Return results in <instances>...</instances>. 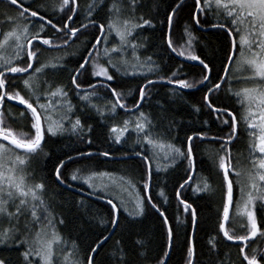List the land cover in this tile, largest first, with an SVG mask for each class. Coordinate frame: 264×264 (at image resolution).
Returning a JSON list of instances; mask_svg holds the SVG:
<instances>
[{
	"label": "snow or ice",
	"instance_id": "6c2138e0",
	"mask_svg": "<svg viewBox=\"0 0 264 264\" xmlns=\"http://www.w3.org/2000/svg\"><path fill=\"white\" fill-rule=\"evenodd\" d=\"M6 3L7 7L0 11V264H106L98 262L96 256L120 226L121 210L136 218L146 213V206L158 214L164 229L163 255L156 264H168L178 234L170 224L167 210L154 202L149 192L153 168L159 175L178 158L186 166L185 175L173 185L178 202L176 219L180 224L181 208L183 215L190 217L192 233L186 231L182 241L186 248L185 264H198L194 244L197 207L185 193L189 190L201 193L210 188L207 183L201 186L191 182L197 171L196 143L206 139L219 145L214 164L220 176L221 193L218 227L209 237V252L216 250L218 237H222L225 241L240 242L236 245L239 264H264V249L251 246L252 238H264V0H171L160 21L164 27L159 39L167 51L184 62L199 63V79L194 80L186 78L183 64L157 75L161 69L152 56L141 58L140 50L145 49L148 38L134 33L157 30L154 18L137 14L145 6V0H89L83 7L79 0L43 4L30 0L27 5L25 0H6ZM185 9L188 17L182 36L186 39L177 43L173 37L177 36L176 28L183 18L179 13ZM193 26L224 33L225 54L218 67L208 57L198 54ZM49 27L52 36L46 34ZM85 34L84 47L79 50L74 67L68 68L62 57ZM52 50L64 51L60 56L41 60L44 51ZM48 72H67L68 76L58 83L47 76ZM121 74L143 80L136 90L138 96L119 90L116 81ZM161 82L179 86L177 92L200 91L201 102L192 105L193 110L199 113L202 105L214 118L204 120L200 128H189L180 145L169 138L174 122L163 126L169 119L167 115L157 125L150 113L141 110L155 85ZM241 84L249 86L236 87ZM98 100H104V105L96 103ZM233 100L242 108L239 118ZM12 101L23 106L18 113L7 107ZM118 110L126 115L135 114V119L109 123ZM93 111L104 121L106 142L125 144L135 133L132 152L140 158L143 168L139 181L143 196L137 192L131 207L121 195L129 187L136 188L131 180L120 177V182L113 181L111 186L95 183V177L113 174L88 170L87 163L67 172L68 165L78 160L90 162L94 155L105 158L113 155L109 150L93 149L94 128L86 123L94 119ZM163 111L166 113L167 109ZM210 124H216L220 132L210 135ZM24 127L28 128L27 132L22 131ZM64 133L75 136L86 145V150L73 149L72 155L44 151L48 138ZM242 135L247 140L245 165L239 156L233 157L230 147ZM41 155L45 157L44 170L48 173L44 176L32 167L33 159ZM122 156L129 154L125 152ZM49 179L68 187H71L69 181H79L91 190V195H97L99 189V198L109 205L110 219L100 220L105 227L85 247L81 248L76 239L69 246L68 237L59 230L65 226V219L46 198ZM234 188L241 193L235 199L236 210L246 215L247 221L239 233L226 227L231 219ZM159 195L164 197V188ZM165 202L170 203L166 197ZM120 245L118 240L113 254L107 257V264H142V260L148 259L139 252L131 259L129 250ZM142 246L141 241L134 242V248ZM199 264L204 262L200 260Z\"/></svg>",
	"mask_w": 264,
	"mask_h": 264
},
{
	"label": "trees",
	"instance_id": "16d2710c",
	"mask_svg": "<svg viewBox=\"0 0 264 264\" xmlns=\"http://www.w3.org/2000/svg\"><path fill=\"white\" fill-rule=\"evenodd\" d=\"M29 2L30 0H25L26 5ZM55 2L57 0H37V3L41 4ZM79 2L83 7L89 0H79ZM170 2L171 0H145V6L137 13L138 15L143 14L145 18H154L157 29L155 32L146 30L142 33H134V35L148 38L145 49H141L139 54L141 58L149 55L152 56L153 60L161 69L157 75H164L170 68H175L177 65L183 64L182 71L187 74V79H199L201 66L181 61L174 54L167 51L166 46L159 39L161 35L160 30L164 27V25L160 24V21L164 19L165 10ZM6 7V0H0V11H3ZM9 10L14 11V9ZM179 15L183 18L179 20L176 28L177 36H174L173 39L177 43H183L184 39H186L182 34L188 17L187 9L180 12ZM46 34L49 36L53 35L50 27L46 29ZM193 35L198 41L196 43L198 54H201L202 57H208L218 67L224 59L225 54L224 33L216 29L199 30L193 26ZM86 38L87 34L81 36L80 40L71 44L66 50L68 54L64 55L62 59L63 62L67 63L68 68L74 67L73 62L78 58L79 50L84 47L83 40ZM63 51H44L41 60L60 56ZM47 76L58 83H62L67 79L68 73L48 72ZM180 78L185 77L181 76ZM141 83H143V80L139 77L129 78L122 74L118 76L116 81V84L120 85L119 90L124 92L131 91L133 96H138L136 90ZM244 86L249 85H236L238 88ZM178 88L179 86H171L166 83L156 84L151 97L143 102V108L141 110L150 113L153 122L157 125L161 122L160 118L163 115H167L169 119L163 122V126L167 127L169 121L174 122L175 128L169 138L172 139V142L180 145L185 136V132L189 128H200L204 120H212L214 118L209 115L208 110L202 105H200L201 111L199 113L193 110L192 105L200 104L201 102L202 93L200 91L188 89L177 92ZM101 95H103L102 92ZM129 102H131V97L129 98ZM96 103L103 106L105 101L98 100ZM231 103L239 118L242 112L241 106L236 104L235 100L231 101ZM7 107H10L13 113H18L21 110V108L12 104H8ZM163 109H167V112L165 113ZM92 115L94 119L88 120L86 123L92 124L94 128L92 132L94 151L109 150L113 155L107 158L94 155L90 162L78 160L68 165L67 172L70 173L74 169H80L87 163L89 164L88 170L97 172L104 171L112 173L113 176L126 177L132 183L136 184V188L133 189L134 196L129 200V207H131L137 192L143 196L142 186L139 183L143 168L140 158L134 157L132 152V141L135 139V133L128 137V141L125 144L117 145L111 141L106 142V130L102 126L104 121L95 111H93ZM126 118L134 120L135 114L129 113L126 115L123 110H118L117 114L112 116L109 123L115 122L121 124ZM209 129L210 135L220 132L216 124H210ZM22 131L27 132L28 128L24 127ZM224 131L226 132L227 129L225 128ZM218 147L219 145L213 143L211 139H206L202 143L197 141L196 143L194 154L197 171L194 173V179L191 182L201 186L207 183L210 185V188L201 193H193L190 190L185 193L190 198V202H194V205L197 207L198 217L194 231L195 251L197 253L198 264L200 260L204 264H213L214 261L216 264H239L238 247L236 246L238 243L225 241L222 237H218L219 243L217 244L216 250L211 253L209 252L208 240L210 236L215 234L218 227L217 209L221 201V193L219 190L220 176L217 174L214 164ZM230 147L233 157L239 156L241 164L245 165L244 157L247 156V140L244 135L241 136V139L231 144ZM73 149L84 151L86 150V145L80 143L70 133H64L62 136L48 138L44 151L55 153L56 155H61L65 152L72 155ZM125 152L129 154L128 157L122 156V153ZM44 159L45 157L43 155L36 157L33 159L32 164V167L42 176L48 175L47 171L44 170ZM233 162H235V159ZM160 163L163 164V161ZM185 166L186 162H182L178 158L175 164L171 165L165 171H162L159 175L155 174L156 169L155 167L153 168L154 175L149 194L153 197L154 202L163 205L167 210L166 214L170 217V224L178 234L175 247L171 250L170 257L167 258L168 264H185L186 248L182 241L185 238L184 234L186 231L192 233L190 217L183 215L182 208L180 209L181 223L178 224L176 219V205L178 202L175 199L173 185L176 184L180 177L185 175ZM68 183L71 187L59 185L54 182V179H49L47 181L48 188L45 195L55 205V211L62 214L65 219V226L60 227L59 230L63 235L68 237L69 246H71V240L76 239L77 244L83 248L96 235L102 232L105 226L100 224V220L108 221L110 219L108 216L109 205L106 202L94 200L84 195L83 193L91 194L86 185H83L81 182L69 181ZM165 184L167 185L166 188L164 187ZM161 188H164V197L159 195ZM240 195V190L234 188V202L230 208L231 219L229 222H226V227L233 228L238 233L241 231V226L247 222L246 215H242L236 210L235 199L240 197ZM92 196L99 198V193ZM165 197L170 203L165 202ZM81 201H83V204H81ZM257 220L259 223V216ZM119 224L120 226L110 235L107 243L99 249V253L96 256L97 261H105L107 264V257L113 254L114 245L119 240L121 241L120 246L129 250V258L135 259L134 253L139 252L148 258L142 260V264H156L157 259L163 255V244L165 241L164 229L161 226V219L158 214L147 206L146 213L136 218L127 216L121 210ZM184 224H187V228L184 227ZM135 241H141L143 246L134 248ZM262 241H264V238H261V240L252 238L251 246L264 249V242ZM12 255L15 256L16 253H12Z\"/></svg>",
	"mask_w": 264,
	"mask_h": 264
},
{
	"label": "rangeland",
	"instance_id": "374dc122",
	"mask_svg": "<svg viewBox=\"0 0 264 264\" xmlns=\"http://www.w3.org/2000/svg\"><path fill=\"white\" fill-rule=\"evenodd\" d=\"M125 178H126V177H125ZM113 181L119 183V182H120V177H118V176H113V175H112L111 177H95V178H94V182H95V183L108 184V185H110V186L112 185ZM125 186L127 187V185H125ZM86 187H87V186H86ZM87 188H88V187H87ZM88 189H89V188H88ZM89 191L91 192L90 189H89ZM96 191H97V193H100V190H99V189H97ZM117 191H119V189H117ZM121 195L124 197V199H125L126 201L129 202V200L132 199V197L134 196L133 189L129 187L128 190L125 191V192H122ZM241 205H242V203H241ZM241 207H243V205H242ZM239 213L241 214V212H239Z\"/></svg>",
	"mask_w": 264,
	"mask_h": 264
},
{
	"label": "water",
	"instance_id": "95a60500",
	"mask_svg": "<svg viewBox=\"0 0 264 264\" xmlns=\"http://www.w3.org/2000/svg\"><path fill=\"white\" fill-rule=\"evenodd\" d=\"M209 30V29H208ZM174 56H175V54H174ZM179 58V57H178ZM181 61H183V58H179ZM187 63H191V64H197V65H199V63L198 62H193V61H187ZM161 83H166V82H161ZM167 84V83H166ZM186 90H188V89H186ZM10 104H12V105H14V106H17V107H19V108H22L23 106H20L19 104H18V102L17 101H12V102H10ZM135 157V156H134ZM84 195H86L87 197H90L91 199H94V200H99V201H101V202H106V200H101L100 198H97V197H95V196H92V195H89L88 193H83ZM233 242V241H232ZM234 243H240V242H234Z\"/></svg>",
	"mask_w": 264,
	"mask_h": 264
}]
</instances>
